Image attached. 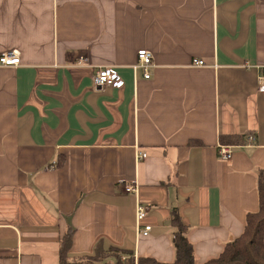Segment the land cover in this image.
Returning <instances> with one entry per match:
<instances>
[{
  "label": "crops",
  "instance_id": "crops-1",
  "mask_svg": "<svg viewBox=\"0 0 264 264\" xmlns=\"http://www.w3.org/2000/svg\"><path fill=\"white\" fill-rule=\"evenodd\" d=\"M140 49L154 55L149 79L133 69ZM11 50L21 64L0 65V264H59L69 228L71 257L102 245L171 262L175 208L198 263L243 232L264 172V0H0V55ZM102 65L122 88L93 86ZM232 135L248 142L223 143Z\"/></svg>",
  "mask_w": 264,
  "mask_h": 264
},
{
  "label": "trees",
  "instance_id": "trees-1",
  "mask_svg": "<svg viewBox=\"0 0 264 264\" xmlns=\"http://www.w3.org/2000/svg\"><path fill=\"white\" fill-rule=\"evenodd\" d=\"M221 138L225 144L248 142L245 136L232 135ZM257 187L259 207L257 211L246 215L243 232L228 242L218 256L203 263L197 262L195 247L189 238V226L183 221L179 209L175 208L171 215V223L175 228V259L171 262L161 261L149 255L136 257L133 250L117 246L104 248L102 245H99L93 254L71 257L74 231L69 228L59 243V264H264V172L258 175Z\"/></svg>",
  "mask_w": 264,
  "mask_h": 264
},
{
  "label": "built area",
  "instance_id": "built-area-1",
  "mask_svg": "<svg viewBox=\"0 0 264 264\" xmlns=\"http://www.w3.org/2000/svg\"><path fill=\"white\" fill-rule=\"evenodd\" d=\"M85 57L81 58L80 64L85 61ZM21 64V54L18 50L6 51L0 55V65L2 66H18ZM194 64L197 66H203L204 61L201 59H195ZM154 67V55L152 51L148 49H140L138 51V61L133 65L135 72L142 70L146 79L151 77V68ZM259 90L264 92V65L260 67L259 71ZM92 84L97 89H104L107 86L115 88H122L125 84L124 79L119 74L114 66L102 65L95 68L92 75ZM252 139V138H251ZM233 152L228 145H219V157L224 160H228L232 157ZM148 157L146 152L137 149V159H145ZM57 166V163L52 165ZM126 192H137V185L126 184L124 187ZM149 207L138 203L137 205V221H138V233L147 235L151 230V225L142 226L141 221L147 216Z\"/></svg>",
  "mask_w": 264,
  "mask_h": 264
}]
</instances>
